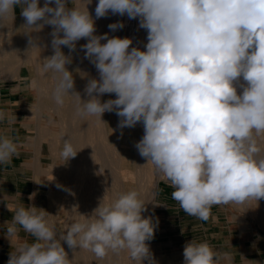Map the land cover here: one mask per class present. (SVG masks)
Masks as SVG:
<instances>
[{"label":"clouds","instance_id":"obj_1","mask_svg":"<svg viewBox=\"0 0 264 264\" xmlns=\"http://www.w3.org/2000/svg\"><path fill=\"white\" fill-rule=\"evenodd\" d=\"M67 2L44 0L41 7L40 0H0V27L21 6L30 48L40 49L32 33L52 26L53 55L43 59L42 70L53 74L55 103L62 106L72 97L77 116L100 121L105 112H115L122 129L142 122L144 135L135 147L189 216L208 221L213 206L264 199V149L258 142L264 136V0H98L96 19L109 12L139 19L147 31L145 50L130 48L133 41L127 37L96 35L87 6L69 8ZM108 27L116 31L124 24ZM81 39L87 40L81 45L84 58L99 73V79L88 80L87 100L74 91L73 73L66 67ZM104 94L116 98L102 102ZM5 116L0 110V121ZM76 154L65 139L62 157L66 161ZM18 155L17 144L0 135V165ZM6 206L13 213L5 223L6 238L18 240L21 229L34 237L32 243L17 244L7 264H71L62 241L97 259L127 252L133 264L152 262L146 242L157 225L142 215L146 203L136 189L100 202L90 216L80 214L59 233L44 209ZM183 257L184 264L230 259L195 239L185 244Z\"/></svg>","mask_w":264,"mask_h":264},{"label":"bare ground","instance_id":"obj_2","mask_svg":"<svg viewBox=\"0 0 264 264\" xmlns=\"http://www.w3.org/2000/svg\"><path fill=\"white\" fill-rule=\"evenodd\" d=\"M86 3L87 0H72V3L71 0H68L67 7L79 6L83 8L87 6L90 15L95 21L96 35L108 33L109 38L114 36L127 37L133 41L130 48L138 47L140 50H145L147 39L144 37V29L139 27L138 18L129 19L127 15H112L109 12L106 17L96 19L95 7L98 0H91V3L87 5ZM43 5L44 0H40V6L43 7ZM15 13L21 15V8L16 9ZM21 19L25 21L24 18ZM117 22H122L124 27L111 31L108 25ZM51 32L52 26L45 25L39 33H35L33 36L39 38L40 49L33 48V51L30 50L29 52L27 51L30 49L28 36L15 34L16 36L6 35L7 37H3V40H0V67L5 71H10L18 67L23 60H26V57H29L27 60L31 58L33 62L35 61V66H33V69L29 68L28 72L31 75L36 73L34 75L36 85L41 87L43 85L46 86L47 83L51 84L47 96H42L50 105L55 127L58 129V126L64 123L62 129L59 128L55 131L57 142L55 144L61 149L64 145V140L69 139L77 151L75 157L66 160L65 166L62 167L61 165L56 169V192L54 197V203L57 204L56 213L61 214L60 209L64 208L63 213L65 214L63 218H57L56 222L66 230V226L80 219V214L90 216L100 202L108 203L115 199L118 193L131 189L138 190L146 203L147 211L143 212L142 215L145 218L151 217L150 205L148 207L147 196L143 191L144 182L147 181L146 174L150 169L148 167L138 171L134 168L135 166L132 164L134 157L130 151V148L137 140L140 141L144 135L142 122H138L133 128L125 127L122 129L118 126L120 118L115 112H105L101 117L102 121L96 117L81 118L76 115L75 100L72 97H67L64 104L58 106L51 96L54 85L53 74L42 70L43 59L53 55ZM101 42L105 43L106 41ZM86 43V39H81L76 43V50L71 52L72 63L66 65L67 69L73 73L74 91L80 93L82 100L88 99L84 91L88 80L92 78L99 79V73L95 66L84 58V51L81 50V45ZM25 48L28 49L25 50ZM61 48L65 55H69V49L66 46H61ZM25 74L27 75V72ZM48 75L49 79H47ZM100 98L104 102L108 99H115L116 96L115 94H104ZM60 133L63 134V137H61ZM149 174H147V177ZM152 177V191L150 192L153 200L162 177H158L153 169ZM66 182L67 185H65ZM63 196H65L64 199H62ZM256 205L264 211V199H260L256 202ZM261 220L264 222V215H262ZM69 252L71 264H120L123 256L128 257L127 252H121L118 255L109 252L103 259H97L93 253L85 249L77 248L75 252L69 249ZM128 264H133L129 257Z\"/></svg>","mask_w":264,"mask_h":264},{"label":"rangeland","instance_id":"obj_3","mask_svg":"<svg viewBox=\"0 0 264 264\" xmlns=\"http://www.w3.org/2000/svg\"><path fill=\"white\" fill-rule=\"evenodd\" d=\"M18 8H21V6L17 5L15 10ZM17 18L18 20H16ZM21 18H23L21 15L15 13L14 17L8 16L5 18L6 20L9 19L8 21L5 19L2 21L3 27H0V40L10 35H26L23 28L25 21ZM144 32V37L147 39V31L145 29ZM34 34L32 33V36ZM27 49L25 48V50ZM32 49L30 48L27 51L29 52ZM27 58L29 57H26V60H23L18 67L10 71H5L0 67V87L6 88L10 84H16L17 87L19 86L18 89L23 91L21 93V100L24 104L26 123L28 124L30 134L33 135V132L37 133L44 147V152H42V156L44 157H42V160L46 162L44 166L46 167L47 177L42 179L40 206L41 209L52 215L47 218L55 225L59 233L65 231V229L56 221L59 217L63 218L65 214L63 213L64 208L60 209L61 214L56 213L57 204L54 203L56 192L55 178L57 174L56 169L61 165L62 167L65 166L66 161L61 155L63 146H60L61 149H59L55 144L57 143L55 134L57 128L53 122L52 110L49 103L42 96H47L51 84L47 83L46 86L43 85L41 87L35 84L34 86L33 81L36 73L31 75L28 70L29 68L33 69L35 61L33 62L31 58L27 60ZM26 72L27 75L25 74ZM47 79H49V75ZM238 91H242V89H238ZM34 126H37V128ZM63 126L64 123L58 127L62 129ZM60 135L63 137L62 133ZM258 142L261 149H264V136L258 137ZM136 143L130 148L134 157L132 164L138 171L142 170V168L149 167L150 169L147 173H150V178L146 174L147 181L144 182L143 191L147 196L148 207L150 205L149 209L152 213L151 218L153 223L157 225L154 238L146 242L152 254L151 264H184L183 250L186 243L195 239L197 242H208L212 247L218 238L226 239L230 242L229 247H212L215 250L229 254L230 259L223 261V264H264V222L261 220L264 211L260 207H257L255 200L243 204L213 206L211 210L212 215L209 220L202 221L196 217L187 215L180 208L178 202L172 199L171 193L173 189L164 178L160 179L152 200L150 191H152L151 179L153 178V168L150 163H147L145 158L141 157L135 147ZM65 185H67V182ZM64 198L65 196L62 197V199ZM61 243L66 248L65 251L69 257L70 252L67 244L63 241ZM120 264H128V257L123 256ZM135 264H139V262H135ZM143 264H149V260H144Z\"/></svg>","mask_w":264,"mask_h":264},{"label":"crops","instance_id":"obj_4","mask_svg":"<svg viewBox=\"0 0 264 264\" xmlns=\"http://www.w3.org/2000/svg\"><path fill=\"white\" fill-rule=\"evenodd\" d=\"M18 87L16 84H10L6 88L0 87V110L6 114L5 119L0 121V135L11 138L17 144L19 153L12 158L10 164L0 165V264H7L10 253L17 244L25 241L34 242V237L22 229L18 240H13L11 243L6 238L5 223L13 216L6 204L12 209L20 205L41 209L42 179L47 177L44 166L46 162L42 160L44 147L37 133L30 134L21 100L23 91ZM216 241L212 245L214 248L230 246L229 240L218 238Z\"/></svg>","mask_w":264,"mask_h":264}]
</instances>
